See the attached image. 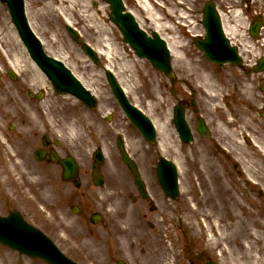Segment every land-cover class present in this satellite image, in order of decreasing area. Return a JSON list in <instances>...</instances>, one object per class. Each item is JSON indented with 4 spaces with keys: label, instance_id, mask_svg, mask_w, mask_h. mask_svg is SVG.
I'll return each instance as SVG.
<instances>
[{
    "label": "rangeland",
    "instance_id": "rangeland-1",
    "mask_svg": "<svg viewBox=\"0 0 264 264\" xmlns=\"http://www.w3.org/2000/svg\"><path fill=\"white\" fill-rule=\"evenodd\" d=\"M125 1L128 9L136 14L144 28L152 30L155 27L153 19L141 7L139 0ZM150 1L153 3L150 4L153 13L163 23L165 34L172 35L174 40L180 41L178 47L180 56L174 57L173 64L180 78L185 80L189 86L179 85V96L190 98V90L193 89L197 92L198 107L212 130V141L197 137L194 144L185 146L181 150L172 122V109L175 100L170 93L169 80L156 71L147 61L137 58L130 51L117 28L111 23L110 9L103 0H27V9L33 27L46 42L49 51L63 59L74 73L97 92L100 102L105 104L102 108L104 115L107 111L110 112L112 108L116 120L121 117L120 113L116 111V103L106 83L104 73L105 67L108 66L115 71L122 84L129 88L131 99L149 114L158 126L165 129L160 135L162 141L164 140L165 149L160 146L159 151L171 155V145L176 144V156L178 158L176 163L181 174L182 186L179 205L185 206L187 210L184 220L180 221L179 225H184L183 229L188 236H191V241L196 240L197 245L201 246L206 235L203 222L208 225L211 223L218 224V228L214 229L216 236L213 237L211 244L215 246L218 241L215 230H219V227H222L224 223H229L228 218H220L219 216V213L222 216V210L225 212L224 206L228 208L227 204L224 203L225 199L221 200L219 197V189L222 186L221 176L224 177L225 175V171L222 170V163H220L222 153L229 158L226 160L227 162L222 164L226 166L228 172H232L237 163L242 168L241 181L246 179L248 182L250 175L257 182L263 181L264 186V121L259 117L257 111L246 109L242 105V102H246L245 99H248L249 91L242 92L241 97H244V100L235 97L234 80L228 70L219 69L206 60L189 37L188 32L196 34L202 30L200 24L195 23V21L192 24L191 20H198L201 17L199 16V9L207 0H182L183 4L185 3L183 9L180 8L179 0ZM214 1L217 2L218 0ZM167 8L170 9L172 15L167 12ZM185 10L188 12L187 23L192 24L186 29L179 22L185 19L180 15V11L184 13ZM66 21H70L81 31L84 41L89 42L99 50L104 49L106 35L102 33V30L106 27L108 39L112 42L115 50L113 59L107 61L102 56L100 65L88 61L81 48L67 33ZM194 25L197 26L193 28ZM1 46L7 53L4 56L2 49H0L1 65L8 66L7 61L9 59L13 60L15 57H19L21 66L16 83L7 76L0 80V189L2 192H16L20 199L19 205L29 214L32 206L24 204L26 199L24 194L34 191L38 194V200H43L46 196L45 190L39 192L35 188L39 185V182L35 180L37 178L34 175L36 174L35 171H42L45 166H37L33 163L31 147L37 143L40 134L46 128L45 130L53 138H60L66 147L76 149L75 146L80 145V136H82L79 129V126H82L78 120L83 117V111H79L77 102L72 97L56 94L49 82L32 66L18 41L7 10L3 6H0V48ZM205 77H209L214 84L212 90L214 95L204 87ZM29 90H44L46 92L44 100H31L28 95ZM107 104L108 110L104 108ZM189 120L191 123L193 122L191 111L189 112ZM99 123L104 128L106 125L109 127V124ZM11 126L12 131H10ZM123 126L126 128L125 124ZM127 130L130 151L134 150L136 154H140L142 161L144 156H146L144 160L149 158L150 154H147V149L142 152L138 149L143 146V143L135 139L137 136L133 135L134 131L131 128H127ZM233 132L238 134L237 137L231 134ZM27 133L32 136L28 141L24 138ZM95 142L97 145L101 144L105 149L108 161L105 168H107L112 181L125 182L124 170H121L124 165L119 158L114 140L100 141L96 137ZM89 144L90 150H80L83 151L84 159L88 157L86 156L87 150L88 152L92 151L94 147L92 142ZM78 154L81 155L79 152ZM201 157L214 162L213 171L215 169L217 171V173L215 172V176H217L215 184L203 182L207 177L206 174L197 175ZM240 187V196L237 198L238 204H241L242 209L249 211V208L252 207L244 201L256 199L258 197L257 191L253 193L250 191L243 192L245 188L243 183H240ZM95 190L97 194L106 196L105 190ZM248 192L251 194L250 197L247 196ZM242 193L246 194L243 195ZM209 195L211 199L207 200ZM31 201L33 204L35 203L33 200ZM164 205L161 203L159 209L167 207ZM217 208L218 210L214 212L213 210ZM0 209L3 211L5 208L0 207ZM251 211H256L255 207ZM161 214L166 215V211L163 210ZM207 214L213 219L212 222H209L210 218ZM67 215L63 217L62 222H59L62 227L61 233L64 236L62 240L71 236L76 230V217L69 211H67ZM234 216L239 218L236 212H234ZM152 219L159 224V230L164 231L167 227L170 228L169 236L166 235L167 241L165 235L161 233L164 246L161 240L158 243L159 246L150 244L157 229L150 230L145 224L144 230L147 240L144 238L141 242L136 241V239L128 240L127 243H124L123 253L113 251L117 258L122 257L129 264H177L176 256L179 257L180 249L178 247H181V243L175 245V242L180 240L181 230L171 228L172 224L170 223L161 226V222L166 218L162 220L157 214H154ZM178 220L181 218H175V221ZM249 223H251L249 218L243 219L241 217L238 222L239 229H243V226ZM207 232L210 233L211 231L207 230ZM174 238V241H169ZM90 243V240H87L85 245L89 246ZM69 250L71 251V249ZM190 251L191 254L180 255L182 264H188V258L192 256L193 252ZM96 254L102 256L100 253L96 252ZM0 264L45 263L39 260L21 258L13 252L0 249ZM99 264L105 263L100 262ZM257 264H264V254L261 253V260Z\"/></svg>",
    "mask_w": 264,
    "mask_h": 264
},
{
    "label": "flooded vegetation",
    "instance_id": "flooded-vegetation-1",
    "mask_svg": "<svg viewBox=\"0 0 264 264\" xmlns=\"http://www.w3.org/2000/svg\"><path fill=\"white\" fill-rule=\"evenodd\" d=\"M233 11H234V15H235V19L233 18V20H235V22H236V30H235V35H234V39H235L234 42H235L236 46L241 50L242 53H243L242 49L248 50L249 53L252 52L253 50L255 52H263L264 51V0H251L248 3H246L245 1H242V0H235ZM241 19L244 22V26H245L244 29H242L240 27L242 25V23L240 21ZM258 19L262 23V27H261L262 30L260 32V38L258 40H254L250 36L249 28L251 25L256 23L258 21ZM251 40L254 41L253 44L248 43ZM246 44L251 48L250 49L247 48ZM244 58H245L244 65L246 66V67H244L245 71H240V73L245 75V77L250 76V78L253 80L252 84L254 85V87L260 89V91H261L260 97L261 98L257 97L256 100L258 101L257 103L260 105L262 110H264V73L254 74L249 69V67L255 63V60L250 57V54H246V56H244ZM39 148L47 149L48 152L50 153V151L52 149H54V144L50 143L48 146H44L42 144ZM44 162L51 163V159H50L49 155L46 157ZM80 174H81V171H80ZM80 174H79V176H80ZM56 177L59 179L60 183H58L56 185L57 187L54 188V190H55V192H57L59 190L57 192V194L60 198H62V203H70V202L75 201L78 204H80L81 209L79 211V214H80L79 216L83 217V218H88V220L90 222V218H91L92 214L94 212L98 211V210L91 209L90 204H89V202L91 200L88 198V193L90 192V188L92 187L90 182H89V184H86V191H83L80 194V190L85 184L82 183V181H80L81 186L79 188H76L74 183H72V182L66 183L64 181V178H63V169L61 166H60L59 172L47 173L46 180H48L50 182H54ZM79 179L80 178L78 177V180ZM91 182H93L92 178H91ZM92 184H94V182ZM69 185L73 186L71 191H69V189H68ZM115 185L116 184H114L113 186H115ZM108 186H112V184L108 183ZM128 190L134 191V190L130 189L129 187L128 188L122 187V189L121 188L113 189V187H111V189H110V191L114 192L115 197H119L121 195V193H123L124 196H132V194H130V192L128 193ZM134 196H138V190L137 189H135ZM134 196H133V199H131L133 206L138 205L141 208H143L146 205H148V202L150 199H143V198L139 199L138 197H134ZM111 201H112V197L110 199H108V202L110 204H111ZM83 204L87 205V207L83 206ZM128 211H129L128 208L126 206H123L122 209L118 212L116 219H111L110 221L107 220V222H105V224H104V229L106 230L105 245H106L107 250H108V235L111 236V233H112L111 230L116 233L115 234L116 237H119L120 234L125 235V233L121 231V228H120L121 225L119 224V221L122 220V222H124L126 220V218L128 216ZM132 213L134 215V212H132ZM139 216H143V218H146L147 214L142 211L139 214ZM89 224L93 227L98 225V224H92L91 222ZM108 230L110 231V233H108Z\"/></svg>",
    "mask_w": 264,
    "mask_h": 264
},
{
    "label": "water",
    "instance_id": "water-1",
    "mask_svg": "<svg viewBox=\"0 0 264 264\" xmlns=\"http://www.w3.org/2000/svg\"><path fill=\"white\" fill-rule=\"evenodd\" d=\"M5 1H8L11 7L17 13L16 23L18 24L19 29L23 33L26 29L24 27V20L22 18V1L21 0H5ZM111 2L113 4L115 19L119 22L121 27L124 29V33L127 37V40L141 54H148L149 56H155L158 54L164 55L162 60L158 59V57H153L152 59L156 65L160 67L165 66L168 60H167L166 48H165L163 41L159 40L158 38L155 41L149 40L143 33L137 30L135 23L130 15H127V14L123 15L121 13L122 6H121L120 0H111ZM210 14H213V11L211 8H209V14L206 15V19L204 22L205 26L208 28L210 33H211V30L215 29L218 34V31H219L218 21L216 17H213ZM155 48L158 49L160 52L154 51ZM41 61L44 62L45 66L43 65V67L48 71V74L54 80L59 90L65 91V92H72L80 96H85V93L82 90L79 83L71 76V74L65 68H63L61 65L57 63H54L50 59L47 60L44 57H42ZM60 78H63L62 81L67 82L68 86L64 85L60 81ZM181 127H183L182 121H181ZM173 176H174V172H173ZM33 254L37 255L38 253L33 251ZM53 263L57 264L56 262H53Z\"/></svg>",
    "mask_w": 264,
    "mask_h": 264
},
{
    "label": "bare ground",
    "instance_id": "bare-ground-1",
    "mask_svg": "<svg viewBox=\"0 0 264 264\" xmlns=\"http://www.w3.org/2000/svg\"><path fill=\"white\" fill-rule=\"evenodd\" d=\"M139 3L140 5L147 11L148 15L154 20L155 22V29H157L159 32L162 31V25L159 24V21H158V17H156V15L153 13L152 9L150 8L149 6V3L147 0H139ZM103 32L105 34H108L106 30H103ZM102 32V33H103ZM168 40V39H167ZM153 44V42H152ZM179 41H176V40H170L169 41V45H170V48L173 52V54H175L176 56L179 55L180 51L178 49L179 47ZM220 49L222 50L223 49V45L220 44ZM104 47H105V51L101 50L100 53L101 54H104L109 60L114 56L115 54V50L113 48V45L112 43L110 42V39H108V36L107 38H105V41H104ZM154 51H158L160 52L158 49H154ZM15 67L17 68V65H18V61H15L14 63ZM204 87L212 94V90L214 89V84L210 81L209 77H205L204 78ZM126 91L128 92V90L126 89ZM216 96V94H215ZM163 128V127H162ZM165 130V129H163ZM226 133V132H225ZM233 136L237 137L238 134L236 133H231ZM226 136V135H225ZM239 147H241V145H239ZM200 167L198 168V174L199 175H204L206 174L207 177L206 179L203 180L204 183L207 182H212V180L215 178V171H213V168H214V162L209 160L208 158H205V157H201L200 158ZM215 211V210H213ZM216 212V211H215ZM258 259H255V261H257Z\"/></svg>",
    "mask_w": 264,
    "mask_h": 264
}]
</instances>
